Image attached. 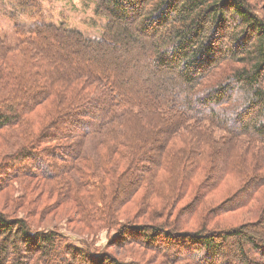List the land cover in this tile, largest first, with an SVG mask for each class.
<instances>
[{"label":"trees","instance_id":"1","mask_svg":"<svg viewBox=\"0 0 264 264\" xmlns=\"http://www.w3.org/2000/svg\"><path fill=\"white\" fill-rule=\"evenodd\" d=\"M11 1L0 133L18 147L1 168L52 181L81 223L113 232L107 248L139 244L167 264H264V201L234 227L219 218L236 197H211L229 176L247 198L264 187V15L249 0H83L106 23L89 39L46 23L39 0ZM125 56L141 66L133 80ZM88 136L96 159L82 155ZM140 191L148 222L121 221L116 204ZM124 259L0 212V264H139Z\"/></svg>","mask_w":264,"mask_h":264},{"label":"rangeland","instance_id":"2","mask_svg":"<svg viewBox=\"0 0 264 264\" xmlns=\"http://www.w3.org/2000/svg\"><path fill=\"white\" fill-rule=\"evenodd\" d=\"M249 1L256 8L255 13L263 17L264 0ZM39 2L46 23L56 26L64 25L68 29L80 32L85 38L89 39H99L103 33L105 20L95 16L94 6L91 3L83 0H39ZM10 4H12L11 0H0V39L7 45H13L17 41L14 22L9 19L12 12H14ZM16 19L20 25L25 27L32 25L34 22L18 15ZM127 60V56H125V60H123L127 67L125 77L133 80L132 74L141 66L135 67L130 62H126ZM111 67H114V65H109V68ZM137 82L141 86L140 88L146 86L144 79ZM38 111L40 114L43 113L41 108ZM9 135V132L0 133V164L10 162L9 160L15 155L18 147L14 145L13 139L8 138ZM79 142L82 147V155L96 159L99 147L98 140L88 136L87 139H81ZM16 171L17 166L10 171L0 166V182H4V185L0 188V212L7 214L8 217L26 220L32 231L55 230L65 238L68 244L83 249L89 248L91 251L109 253L120 259L125 258V262L133 260L139 264H167L164 257H158V255L155 257L153 253L142 249L139 244L134 243L127 249H118L113 246L107 248L109 247V238L113 232L99 229V227H87L81 223L72 202L66 200V197L61 198L52 181L17 176V174L12 176L13 173H17ZM73 173L69 176L70 188L75 187L74 180L76 176ZM235 181L234 178L227 177L219 184L217 191L211 195L216 202L224 201L233 195L236 197L237 207L235 208L234 203L235 209L228 211L219 218L225 226L237 227L240 224L255 221L258 216V208L264 201V187L259 189V193L253 195L251 199L250 196L247 198L242 193L235 192L239 187V184ZM140 198L141 191L134 195L133 200L116 204L120 206L117 216L121 221L130 219L132 223L148 222L137 212Z\"/></svg>","mask_w":264,"mask_h":264}]
</instances>
